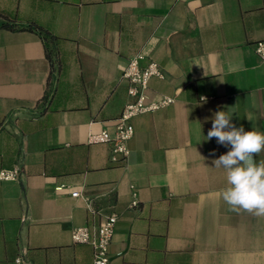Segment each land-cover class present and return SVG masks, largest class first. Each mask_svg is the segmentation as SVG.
Instances as JSON below:
<instances>
[{
    "label": "crops",
    "instance_id": "obj_1",
    "mask_svg": "<svg viewBox=\"0 0 264 264\" xmlns=\"http://www.w3.org/2000/svg\"><path fill=\"white\" fill-rule=\"evenodd\" d=\"M30 23L58 37L66 108L42 110L50 64ZM260 40L264 0H0V169L18 171L0 179V264L21 252L25 264H92L71 229L95 232L110 214L109 264H264V217L216 196L227 176L212 161L230 146L205 138L217 111L264 132ZM136 53L163 71L149 100L173 101L133 116L129 154L112 162L89 134L114 132Z\"/></svg>",
    "mask_w": 264,
    "mask_h": 264
},
{
    "label": "built area",
    "instance_id": "obj_2",
    "mask_svg": "<svg viewBox=\"0 0 264 264\" xmlns=\"http://www.w3.org/2000/svg\"><path fill=\"white\" fill-rule=\"evenodd\" d=\"M254 51L264 58V40L255 42ZM143 59L141 53L132 55L122 72V78L127 81V100L117 118V124L113 133L102 129L97 133L89 134L91 142H107L109 144V157L112 162L124 161L128 154V141L133 135L131 118L142 112H149L164 107L173 101V98L163 96L159 100H149L148 87L152 76L163 78V71L159 65L153 61L141 64ZM18 177L16 168L0 169L1 180H15ZM72 195H78L74 192ZM132 199L130 206L138 204L137 194L131 186ZM117 216L110 214L106 216L97 227L95 232H91L87 226H77L71 229L70 236L74 243H86L92 246V264H109L108 246L114 232ZM14 264H25L24 253H19L14 258Z\"/></svg>",
    "mask_w": 264,
    "mask_h": 264
},
{
    "label": "clouds",
    "instance_id": "obj_3",
    "mask_svg": "<svg viewBox=\"0 0 264 264\" xmlns=\"http://www.w3.org/2000/svg\"><path fill=\"white\" fill-rule=\"evenodd\" d=\"M232 115L229 111L215 112L212 127L205 137L209 141L216 138L218 144L230 146L226 154L212 161L214 168H223L227 176L228 186L216 196L228 205L229 211L243 210L264 217V159L256 160L264 153V132L236 127Z\"/></svg>",
    "mask_w": 264,
    "mask_h": 264
},
{
    "label": "trees",
    "instance_id": "obj_4",
    "mask_svg": "<svg viewBox=\"0 0 264 264\" xmlns=\"http://www.w3.org/2000/svg\"><path fill=\"white\" fill-rule=\"evenodd\" d=\"M2 25L6 26L7 24L3 23ZM27 28L35 30L40 35L50 64L48 88L41 99L42 110L66 108L70 91L66 89L68 83L67 66L58 56V37L35 24L30 23Z\"/></svg>",
    "mask_w": 264,
    "mask_h": 264
}]
</instances>
